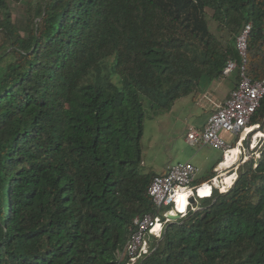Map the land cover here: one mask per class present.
<instances>
[{
    "label": "trees",
    "instance_id": "16d2710c",
    "mask_svg": "<svg viewBox=\"0 0 264 264\" xmlns=\"http://www.w3.org/2000/svg\"><path fill=\"white\" fill-rule=\"evenodd\" d=\"M25 3L30 22L0 0V264H124L132 218L156 214L144 118L196 100L228 49L209 32L205 0ZM220 7L229 24H250L245 61L235 57L263 78L264 0ZM250 124L264 128V95ZM236 172L137 264H264V149Z\"/></svg>",
    "mask_w": 264,
    "mask_h": 264
},
{
    "label": "built area",
    "instance_id": "2783aa9c",
    "mask_svg": "<svg viewBox=\"0 0 264 264\" xmlns=\"http://www.w3.org/2000/svg\"><path fill=\"white\" fill-rule=\"evenodd\" d=\"M249 30L250 24L246 23L235 37V49L241 62L245 61L246 37ZM238 68L237 83L230 90L228 96L218 103L206 97V100L211 101L212 104V109L206 121L200 129L190 126L185 136L186 141L191 145H208L220 149L222 151V159H225L228 154L232 155L231 150L233 147H237L238 153L230 166L241 155H243L241 156L242 162L252 154L254 157L259 156V152L252 153L253 151L249 150L244 154L242 143L251 130L246 131L243 136L241 134L248 127H258L257 124H250V120L264 95V77L261 79L250 78L244 73L243 63L238 65L237 59L228 58L225 61L222 76H228ZM220 132L234 134L236 136L235 143L231 144L224 140L220 136ZM260 134L261 137L259 138H264V134L261 132ZM245 146L247 147V145ZM254 147L255 145L250 146V148ZM220 163L212 168L213 177L201 182H196L198 168L188 161L166 165L162 172L152 176L147 187V194L151 198L156 214L144 213L135 215L132 218L129 234L120 254V258L124 259V264H137L139 260L152 251L151 243L160 239L166 224L172 222L165 215L167 209L178 213L180 215L179 219H181L189 210L197 208L194 202L202 198L211 197L215 190L218 192L225 191L232 185L237 177L238 163L229 173L232 179L225 187H220L221 180L224 178L220 179L221 171L219 170L221 168L219 169L218 167ZM204 186L209 190L206 196L200 193ZM181 193H184L187 201L184 211L177 208V199ZM191 197L193 198L192 202L189 200Z\"/></svg>",
    "mask_w": 264,
    "mask_h": 264
},
{
    "label": "rangeland",
    "instance_id": "374dc122",
    "mask_svg": "<svg viewBox=\"0 0 264 264\" xmlns=\"http://www.w3.org/2000/svg\"><path fill=\"white\" fill-rule=\"evenodd\" d=\"M6 1L14 21L22 19L31 21L32 14L28 11L26 0ZM205 2L204 14L209 32L221 43L224 49H228L229 58L237 59L233 40H235L240 27L236 24H229L222 19L220 0H205ZM207 75V73L204 75L196 89L197 94H201L202 91L206 90L209 84ZM203 100H205L204 103H207L206 99L203 98ZM203 100L200 95L197 96L196 100H192L190 95L180 97L174 101L169 109L161 110L157 113H148L145 116L140 139L143 169L159 171L166 165L188 161L198 168V174H206L217 159H222V151L220 149L208 145H191L185 139L186 132L190 126L197 129L201 128L196 125V116L198 110L200 111L202 107ZM256 130L259 129L256 128ZM256 130H251L253 132L250 135H246L245 140L248 138L247 147L244 141L242 143L244 154L247 153V150L253 151L252 153H258L260 148L264 149V138H259L261 136L255 137L254 134L256 133L254 131ZM260 131L264 134V128L260 129ZM220 136L231 144L235 143L236 136L232 133L220 132ZM252 145H255V147L250 148ZM233 156L235 158V154ZM241 156L232 166L230 164H232L234 158L232 161L230 160V164L227 166H230L229 168H221L219 170L221 171L220 179L225 177L221 180V183L226 182V174L230 173L237 163L242 162ZM194 203L197 205L199 200Z\"/></svg>",
    "mask_w": 264,
    "mask_h": 264
},
{
    "label": "crops",
    "instance_id": "0c3cea01",
    "mask_svg": "<svg viewBox=\"0 0 264 264\" xmlns=\"http://www.w3.org/2000/svg\"><path fill=\"white\" fill-rule=\"evenodd\" d=\"M236 83H237V79L235 80V73L234 72L228 76H222L221 75L217 79H213L212 81L209 82L206 90L202 91L201 94H199L200 98L203 100V98L207 99L206 97H209L217 103L220 101H223L228 96L230 90L234 88ZM204 102H205V100H203L202 107H201L200 111L198 110V114L196 116L197 117L196 125L198 127H201L204 124V122L207 119L209 112L212 109L211 101H207V103H204ZM215 162L213 163V165L215 164ZM212 166H211L209 172H207L206 174H198L196 182H201L202 181L201 179H203L206 175H208L210 172H212V168L214 167V166L213 167ZM163 169L159 170L158 172H162Z\"/></svg>",
    "mask_w": 264,
    "mask_h": 264
},
{
    "label": "bare ground",
    "instance_id": "6f19581e",
    "mask_svg": "<svg viewBox=\"0 0 264 264\" xmlns=\"http://www.w3.org/2000/svg\"><path fill=\"white\" fill-rule=\"evenodd\" d=\"M252 128H253V127H252ZM252 128H249V127H248L245 131L242 132L241 136H242L246 131L251 130ZM256 132H257V133H256ZM260 132H261V131H259V130L254 131V133H256V134H254L255 137H256V136H260V135H261ZM235 150H236V152L234 153ZM237 153H238V149H237V147H233V149L231 150V154H232V155L228 154V155L225 157V159H223V160L220 161L221 163H220L219 166H218L219 169H220V168H223V167L226 168V167L230 164V160H231V161L233 160V158H234L233 154H235V156H236ZM224 178H225V177H224ZM231 179H232V176H229V173L226 174V182L221 183L220 187H225V185H227V184L230 183V180H231ZM208 192H209V190H208V188H207L206 186H204V187L200 190V193H201L203 196H206V195L208 194ZM184 196H185L184 193H181V194L179 195L178 199H177V208L180 209L181 211H184V210H185V205H186V202H187Z\"/></svg>",
    "mask_w": 264,
    "mask_h": 264
},
{
    "label": "water",
    "instance_id": "95a60500",
    "mask_svg": "<svg viewBox=\"0 0 264 264\" xmlns=\"http://www.w3.org/2000/svg\"><path fill=\"white\" fill-rule=\"evenodd\" d=\"M190 202L193 201V198L191 197ZM168 218H170L172 220V222L176 221L179 219L180 215L174 211H171L170 209H167L166 214H165Z\"/></svg>",
    "mask_w": 264,
    "mask_h": 264
}]
</instances>
